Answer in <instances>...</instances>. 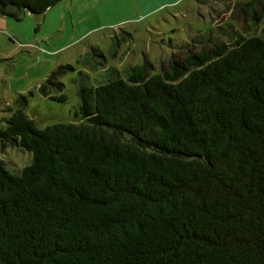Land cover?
I'll return each instance as SVG.
<instances>
[{
	"label": "trees",
	"instance_id": "16d2710c",
	"mask_svg": "<svg viewBox=\"0 0 264 264\" xmlns=\"http://www.w3.org/2000/svg\"><path fill=\"white\" fill-rule=\"evenodd\" d=\"M230 41L81 86L73 123L8 118L32 161L0 158V264H264V35Z\"/></svg>",
	"mask_w": 264,
	"mask_h": 264
},
{
	"label": "rangeland",
	"instance_id": "374dc122",
	"mask_svg": "<svg viewBox=\"0 0 264 264\" xmlns=\"http://www.w3.org/2000/svg\"><path fill=\"white\" fill-rule=\"evenodd\" d=\"M263 35L264 0H62L43 15H0V128L19 109L41 129L73 123L81 86H98L116 71L124 77L146 61L161 72L188 52ZM62 94L65 102L53 99ZM0 158L17 173L32 161L1 143Z\"/></svg>",
	"mask_w": 264,
	"mask_h": 264
},
{
	"label": "water",
	"instance_id": "95a60500",
	"mask_svg": "<svg viewBox=\"0 0 264 264\" xmlns=\"http://www.w3.org/2000/svg\"><path fill=\"white\" fill-rule=\"evenodd\" d=\"M27 12H29V10H27ZM30 13V12H29Z\"/></svg>",
	"mask_w": 264,
	"mask_h": 264
}]
</instances>
